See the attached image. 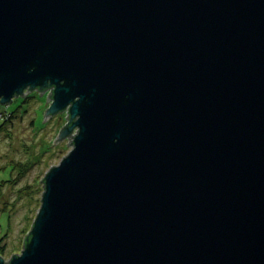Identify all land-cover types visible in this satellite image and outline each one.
<instances>
[{"label":"water","instance_id":"obj_1","mask_svg":"<svg viewBox=\"0 0 264 264\" xmlns=\"http://www.w3.org/2000/svg\"><path fill=\"white\" fill-rule=\"evenodd\" d=\"M48 89L72 147L0 264H264V0H0V104Z\"/></svg>","mask_w":264,"mask_h":264},{"label":"rangeland","instance_id":"obj_2","mask_svg":"<svg viewBox=\"0 0 264 264\" xmlns=\"http://www.w3.org/2000/svg\"><path fill=\"white\" fill-rule=\"evenodd\" d=\"M49 92L40 95L34 90L0 104V256L4 261L23 248L40 206L43 181L39 180L72 147L67 145L68 136L53 143L67 121V108L43 121L51 102L46 101Z\"/></svg>","mask_w":264,"mask_h":264},{"label":"trees","instance_id":"obj_3","mask_svg":"<svg viewBox=\"0 0 264 264\" xmlns=\"http://www.w3.org/2000/svg\"><path fill=\"white\" fill-rule=\"evenodd\" d=\"M10 114H11V113H10ZM3 121H4V119H3ZM1 125H2V123H1ZM23 243H24V241H23ZM2 250H3V248L0 247V253L2 252Z\"/></svg>","mask_w":264,"mask_h":264}]
</instances>
